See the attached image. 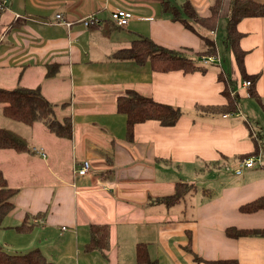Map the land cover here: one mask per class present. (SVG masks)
I'll use <instances>...</instances> for the list:
<instances>
[{"label":"crops","instance_id":"0c3cea01","mask_svg":"<svg viewBox=\"0 0 264 264\" xmlns=\"http://www.w3.org/2000/svg\"><path fill=\"white\" fill-rule=\"evenodd\" d=\"M163 1L5 0L0 13V86L39 85L55 103L48 93L63 96L60 102L69 105L59 113L70 115L72 132L59 139L68 148L71 166L82 160L91 165L85 175L73 173L71 179L59 171L53 176L60 180L56 185L43 179L18 185L24 177L21 165L33 167L34 154L46 156L45 146L34 144L32 153L0 149V171L8 186L17 188L13 207L0 223V247L6 253L38 249L47 264H140L135 246L145 243L156 264H206L202 259L264 264V237L224 233L226 227L264 226V209H239L264 195V133L259 126L264 122V17L243 18L237 24L243 33L239 44L246 51L245 70L258 75L256 96L246 95L234 64L235 77L229 78L233 91L243 95L238 110L201 114L195 104L225 103L223 84L216 76L219 69L229 76L223 67L157 72L148 63L108 58L138 34L170 49L202 47L198 28L172 21L163 11ZM166 1L179 7L185 0ZM189 1L198 14L208 13L210 0ZM113 9H128L135 18L112 29ZM57 13L61 19H55ZM88 17L94 26L82 22ZM122 28H127L126 34ZM217 37L216 32V47ZM216 58L220 62L218 47ZM48 63L58 66L51 78L44 77ZM47 81L55 82V87L45 91ZM128 88L179 106L182 115L172 126L156 120L135 124L133 141L128 143L125 118L115 107L116 96ZM13 123L23 124L5 117L0 105V127L28 143V138L43 132L40 122L23 124L28 133ZM255 140L259 148L253 155L262 163L233 174L238 156L253 152ZM179 181L193 183L196 189L180 202L165 205L159 199L171 195ZM25 216L28 225L20 230ZM93 223L109 225V247L103 252L84 249Z\"/></svg>","mask_w":264,"mask_h":264},{"label":"trees","instance_id":"16d2710c","mask_svg":"<svg viewBox=\"0 0 264 264\" xmlns=\"http://www.w3.org/2000/svg\"><path fill=\"white\" fill-rule=\"evenodd\" d=\"M224 0H210L208 13L200 15L192 5L191 1L185 0L177 7L173 4H167L163 1V11L170 15L172 21L181 23L185 28L194 30L200 27L213 33L218 29L219 18L223 8ZM229 12L225 22L224 41L229 46L232 53L234 64L239 72L240 80L250 82V95L254 94V83L257 74H248L244 67V56L246 51L242 49L239 40L242 37L237 29L240 20L247 17H264V3L253 0H229ZM1 13V8H0ZM111 23L112 29L116 25ZM95 24L89 23L92 27ZM202 47L193 51L196 57L217 56V47L214 38L208 35H200ZM188 51V50H187ZM191 52V50H189ZM111 60H131L136 64L143 65L148 63L153 71L168 72L171 70H181L183 73L193 71H206V66L195 62L181 49H170L164 47L147 36L139 35L133 38L128 45L119 47L108 56ZM58 66L56 63L45 65V78H51L57 74ZM217 78L223 84L222 94L225 97L224 104H195V111L201 114H220L236 112L238 110V96L233 91V81L227 77L222 69L218 70ZM0 105L1 112L5 117L31 126L36 122L43 124L44 128L50 134L58 138H69L72 132V121L69 114H60L57 109L63 110L68 107L69 102L55 103L50 101L41 91L39 85L27 87L16 84L13 87L0 86ZM116 111L125 118V141H133L134 126L137 123L146 120H156L162 126L174 125L182 115L179 106L155 101L152 97L138 93L128 88L116 96ZM59 110V111H60ZM259 144L254 141V151L251 153L240 154L238 158L256 154ZM0 149H12L16 152L32 153L34 148L29 145L27 140L20 134L8 128L0 127ZM256 156V155H255ZM258 156V155H257ZM239 160V159H238ZM83 161V160H82ZM82 161L75 167L81 165ZM75 169V170H76ZM82 176V175H81ZM195 185L189 182H176L174 192L160 198L165 205L180 202L188 193L194 191ZM17 192V188L10 187L6 178L0 171V223L3 217L12 209V196ZM242 212H251L258 209H264V195L258 196L251 201L240 205ZM26 216L23 224L18 226L20 230H25L27 224ZM31 226V225H30ZM29 227V226H28ZM109 225L108 224H90L89 240L85 244L86 251L97 250L105 251L109 247ZM224 233L229 237L238 236H261L264 237V226L259 228H234L226 227ZM136 261L140 264H156L150 260L147 245L145 243L136 244ZM38 249H32L22 254H9L0 247V264H47L43 255ZM195 260L201 261L195 256ZM206 264H243L236 259H218L204 260Z\"/></svg>","mask_w":264,"mask_h":264},{"label":"rangeland","instance_id":"374dc122","mask_svg":"<svg viewBox=\"0 0 264 264\" xmlns=\"http://www.w3.org/2000/svg\"><path fill=\"white\" fill-rule=\"evenodd\" d=\"M228 2L229 0H224L223 3V8H222V13H221V18L219 19V23H218V29H217V47L219 49V54L221 56V60L220 62L217 60V56L215 57V61L213 62H208L206 64L202 63L201 58L203 56L200 57H196V55L193 53V51H187L186 49L183 50L184 53H186L188 56H190L191 58H193V60L195 62H200V64L205 65L206 67L209 68H213L215 70H218L219 67H223L224 70L227 72V74L229 75V77L232 79L235 77V75H233V70L235 71V67H234V63H233V58H232V53L230 51L229 46L226 45L225 41H224V37L222 36L225 33V22H226V17L228 15L229 12V6H228ZM127 26V25H126ZM197 31L198 33H200L199 35H208V36H215L216 32L210 33L208 31H206L203 28L197 27ZM127 29V28H126ZM125 28L119 29L122 32H124V34H126ZM223 39V40H222ZM215 41V39H213ZM222 41H224L222 43ZM216 44V42H215ZM230 56V57H229ZM206 57V56H205ZM213 57V55L211 56ZM244 81V80H243ZM242 81V82H243ZM55 87V82H51V81H47L45 82V91H47V89L49 90L50 88H54ZM62 88H65V84L62 85ZM47 93V92H46ZM65 93V91L63 92ZM48 97H52L53 96V100L56 102H60L62 101V97L63 96H59L60 98H57V94H47ZM238 99H239V103H241V99L243 98V95L241 92H238L237 94ZM240 105V104H239ZM58 112L60 109H57ZM252 121V120H251ZM13 124H17L18 123H13ZM253 125H255L253 123ZM15 129H19V127H17L16 125H13ZM18 126H21V128H26L24 131L26 133H28V129L29 127H26V125L20 124ZM262 133H264V122H261L260 125ZM21 131H23V129H21ZM28 137V136H27ZM29 140V144L31 146H33L34 144H38V143H43V145L45 146V151L44 153H46V156L41 158V154L40 151H38V154L40 155H35L32 159V163H33V167L32 164H24L21 165V173L23 174L21 179L18 180V185H23L26 183H38L39 181L41 182V180L43 179V183L49 185L51 184V182H53V185L58 184V181L55 177H53L55 174L58 175L59 171L63 172V176L64 179L68 178L71 179V175L74 173L75 169L73 166H71V162L69 161V153H68V148H64V143L63 140L53 136L52 134H49V132H47V130L44 128L43 126V132L41 134V137H37L34 139L28 138ZM57 142H60V144H58ZM60 147V148H59ZM249 156H255V155H249ZM41 173H43V175H41ZM55 175V176H56ZM75 176L79 177L78 175H76L74 173ZM42 176V177H41Z\"/></svg>","mask_w":264,"mask_h":264},{"label":"built area","instance_id":"2783aa9c","mask_svg":"<svg viewBox=\"0 0 264 264\" xmlns=\"http://www.w3.org/2000/svg\"><path fill=\"white\" fill-rule=\"evenodd\" d=\"M4 2L5 0H0V8H2L4 6ZM62 16L61 14L57 13L55 14V19H61ZM109 18L112 20V22L114 24H116L117 26H126L128 24V22L131 19H134V15L125 9H116L110 12L109 14ZM82 22L86 25L89 24V22H92V18L88 17L85 19H82ZM202 63L206 64L208 62H214L215 61V57H211V56H203L201 58ZM242 87L245 90L246 95L248 96L250 94L249 91V87H250V82L248 80H244L242 82ZM44 154V153H42ZM262 163L261 161V157L259 156H244L242 158H240L239 160H237V163L233 169V174L235 175H240L242 174L243 169L245 168H249L255 165H260ZM90 163L88 160H83L81 165H79V167L74 171L75 174L77 175H85L89 169H90ZM226 168H228V165H225Z\"/></svg>","mask_w":264,"mask_h":264}]
</instances>
